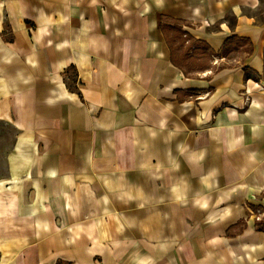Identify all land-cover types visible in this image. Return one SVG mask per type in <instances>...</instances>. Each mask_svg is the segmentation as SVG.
Instances as JSON below:
<instances>
[{"label":"crops","instance_id":"0c3cea01","mask_svg":"<svg viewBox=\"0 0 264 264\" xmlns=\"http://www.w3.org/2000/svg\"><path fill=\"white\" fill-rule=\"evenodd\" d=\"M0 124V264H264V0H0Z\"/></svg>","mask_w":264,"mask_h":264},{"label":"rangeland","instance_id":"374dc122","mask_svg":"<svg viewBox=\"0 0 264 264\" xmlns=\"http://www.w3.org/2000/svg\"><path fill=\"white\" fill-rule=\"evenodd\" d=\"M173 34L177 36L176 37L177 40L176 39L174 40L175 44L178 46L175 49V54L177 57H181L182 54L186 51H187V54L190 52L193 54L203 53V54L209 55L210 52L203 49L201 46H198L196 42L192 40L187 41L186 40L187 38H185V36H183L182 34H179V33H173ZM13 133H14L13 128L0 124V175L4 169L2 156L4 155L6 149L10 146ZM258 214L259 213H257V216L259 217V219H256V218L255 219L259 221L261 220L260 219L261 217Z\"/></svg>","mask_w":264,"mask_h":264},{"label":"trees","instance_id":"16d2710c","mask_svg":"<svg viewBox=\"0 0 264 264\" xmlns=\"http://www.w3.org/2000/svg\"><path fill=\"white\" fill-rule=\"evenodd\" d=\"M163 26H164V24H163ZM168 28L171 29L173 33L184 34V32L181 30V28L178 27L176 24L174 26H172L171 28L170 27H168ZM176 37H177L176 35L172 36V40L175 39ZM170 48H171V59H172V61L175 64H177L178 66L184 67L183 65H185L186 59H187V51L184 52L181 57H177L175 54L174 46L171 45Z\"/></svg>","mask_w":264,"mask_h":264},{"label":"built area","instance_id":"2783aa9c","mask_svg":"<svg viewBox=\"0 0 264 264\" xmlns=\"http://www.w3.org/2000/svg\"><path fill=\"white\" fill-rule=\"evenodd\" d=\"M256 219H259V217L257 216V217H255Z\"/></svg>","mask_w":264,"mask_h":264}]
</instances>
